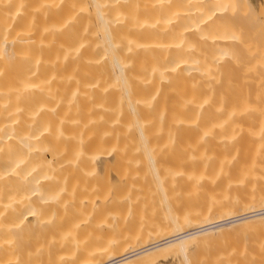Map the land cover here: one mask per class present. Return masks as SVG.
Masks as SVG:
<instances>
[{
    "label": "bare ground",
    "instance_id": "6f19581e",
    "mask_svg": "<svg viewBox=\"0 0 264 264\" xmlns=\"http://www.w3.org/2000/svg\"><path fill=\"white\" fill-rule=\"evenodd\" d=\"M232 6L264 0H0V264H167L217 234L264 264V156L207 147L264 117ZM100 216L140 220L75 236Z\"/></svg>",
    "mask_w": 264,
    "mask_h": 264
},
{
    "label": "rangeland",
    "instance_id": "374dc122",
    "mask_svg": "<svg viewBox=\"0 0 264 264\" xmlns=\"http://www.w3.org/2000/svg\"><path fill=\"white\" fill-rule=\"evenodd\" d=\"M262 7L264 8V6H262ZM257 8H259V7H257ZM263 8L260 7L259 10H257V11L252 10L251 12L248 13L247 10H244L242 7H234V6H232L230 8L231 11L228 14L229 18L227 19L226 22L223 21V24H224V27H225V29H223V30L230 31L232 33H237L240 36L242 35L244 40H242L241 37H240V39L242 41H245V39H246V43L245 44H247L248 46H250V47H248L247 45H245L246 48H248L247 49V53H246V51H243V52L240 53L241 55L240 54H237L235 56V59H234L235 63L236 62L239 63V60H240V64H241V65L240 64L239 65H236L234 62H232L231 66L232 67L234 66L233 69L235 71H238L241 68V70L248 71V72H250L251 70H253V72L256 71V73H259V72L260 73H264V71H263L264 70V52H263V50H264V10H263ZM241 9H242V12L245 11L243 14L240 11ZM240 12H241V14H240ZM217 14H219V13H217ZM219 17L220 16H218L216 19H219ZM216 21L218 22V20H216ZM247 39H249V40H247ZM250 40H251L252 43H254L253 41H255L257 44L258 43L259 44H262L263 43V45H259V44L258 45H255L256 43L250 44L251 43ZM255 50H256V52L257 51L258 52L257 53L255 52L256 54L253 53V54H255L254 55L255 57H254V56H252L253 55L252 54V51H255ZM262 54H263V56H262ZM256 56L258 57L257 59H256ZM250 58H252V59L254 58L255 61L252 60V59L250 60ZM245 59H247V60H245ZM260 59L263 62H261ZM243 60H244V63L242 62ZM254 62H255V64H254ZM247 64H248L249 68H248ZM261 64H263L262 65L263 68L261 67ZM238 66L240 68H238ZM255 67H258V68L256 69ZM260 67L263 70H260L261 69ZM245 68L246 69L248 68V69L246 70ZM254 118H257V117H254ZM250 120H252V119H250ZM254 122L252 124H251V121L248 122V123H244V124L241 123V126L238 124L239 127H238V125L236 126V124H235L234 125L235 128L233 127V129H229V130L227 129L228 131L227 130H224V131H222V133L219 132L223 136H225L226 134L227 135H230L231 138H232V140H233V138L235 139V140H233V142H232V140L230 141V143L232 142L233 144H230L229 142L227 144V142H225V145L227 144L226 146H228L230 144L231 147L230 146H228V148L225 147L224 142H222L223 145H221L222 143H218L217 144L216 142L214 143L212 141L211 142H208L209 145H207V147L209 146V148H218V149H220L219 151H221V152H230V153H232V155L230 156V158H229V156L225 157V159L223 158V161L221 163H223L224 165H222L223 166L222 168H226L229 165H230L229 167L235 168V167L238 166V165H236L237 162L238 163H243V160L244 161H247L248 159H249L248 162L254 161V160L255 161L256 160L259 161L260 159L263 158L262 156H264V117H263V119L258 117L257 120H256V122L255 123ZM236 127H238V129ZM224 133H226V134L224 135ZM220 134H217V135H220ZM251 137H253V138H251ZM223 147H225L227 149V151ZM176 149H173L174 152L180 153L179 148H178V151H175ZM235 151H236L237 154L235 153ZM242 152H243V155H242ZM175 154L173 155L174 158L173 157H171V158H173L174 160H176L178 158L177 161H180L181 158H182V155H180V154L175 155ZM178 155H180L181 157H179ZM239 155H241V156H239ZM258 155H262L261 158ZM235 156L240 157V159L237 158V157H235ZM246 156L247 157L249 156V157L247 158ZM175 157H176V159H175ZM238 159L240 161H238ZM231 161H233V164H231L232 163ZM229 162H231V163L229 164ZM245 163H247V162H245ZM218 164L219 163H217L215 165V167L219 166ZM225 164L226 165L228 164V165L225 167ZM234 164H235V166H234ZM113 193H115V192H113ZM107 216H105V217L100 216L99 218H94L95 221H97L96 223H98V225H101L100 227L97 226V228H95L96 224L94 223V219L93 220L91 219L90 222L93 221V223L92 222L89 223V227L90 228H88V227L87 228H84V229L81 228L80 231L78 230L79 228H75L74 230H76V233H77L75 236H79L81 238V236H87L85 234H88L89 231H90L89 234H92V236L95 235V237H96V238L93 237L95 240H93V238H90V241L92 239L95 242L93 244H96L97 243V244L102 245L103 242L106 244V240L105 239H107V241H108L110 239V237H111V234L113 236L116 235V233L119 232L120 228H121L120 232L121 231L123 232L127 228L128 229H131L129 226H131L133 228L138 223V221L140 220V219L137 220L136 219L137 217H134V216L133 217L135 219L134 218L133 219L131 218V220H129V218H130V216H129V217H127V219L125 217V219H126L125 220L124 219V216H123L122 217L123 219L122 218H116V219L113 218L114 221L113 220H108L109 221L108 222L107 219L109 218V216H108V218H107ZM117 219H119V220L117 221ZM127 220L129 221L128 223H127ZM110 222H111V225L112 226L110 225ZM117 222H119V224ZM91 224H92V226H90ZM93 224H94V226H93ZM105 226H108V227H105ZM101 227H102V229H101ZM109 227H111V229H109ZM64 230L61 231L62 232L61 233L62 235L61 234H58V236H59L60 239H55V240H58V242H59V241H62V240L65 239V236L63 238V234L65 235V233H66L67 230L65 228H64ZM74 230H71V231H73V235L75 234V231ZM86 230H88V231H86ZM112 230H115V232H113ZM83 231H84V233H83ZM34 237L33 238L36 239L37 242H39L40 239L39 238L37 239L36 236H34ZM67 237H68V235L66 236V239L68 240ZM226 237H227L226 234H217V235H214V236L211 237V241L210 242L209 241L208 242H205L204 245H202L203 243L202 244L200 243L201 245L200 244H197L198 247H196V248L194 247L193 250L188 251L189 254L187 253V255H189V256H188V260L187 261H183L182 260V256H181V258H179L180 257V254H179V252H178V254L176 252L175 253V257L173 256L172 259H171L172 261L170 260V262L167 263V264H179V263L180 264H187V263L188 264H227L228 263V255H229V252H230V247L226 243ZM33 241L34 240H31V242H33ZM40 242H41V240H40ZM213 242H215V243L217 242V243L216 244H213ZM64 243H66V242H64ZM64 243H62V244H64ZM62 244H61V247H60V244L58 245L60 248L58 246H56L57 248L53 247V249L55 248L54 249V252H59V251L62 252L63 250H67L71 246L70 245L71 243L70 244L69 243H66L65 245H62ZM36 245H38V244L36 243ZM68 245H70V246H68ZM33 246H35V244L30 243V249ZM36 247L37 246L33 247L32 249L35 250ZM66 247H68V248H66ZM175 259H177V260H175Z\"/></svg>",
    "mask_w": 264,
    "mask_h": 264
}]
</instances>
